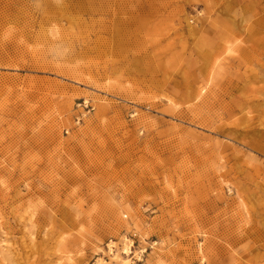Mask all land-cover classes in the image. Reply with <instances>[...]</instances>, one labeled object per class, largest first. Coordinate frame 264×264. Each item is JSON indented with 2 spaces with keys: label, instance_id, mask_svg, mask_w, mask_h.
<instances>
[{
  "label": "rangeland",
  "instance_id": "rangeland-1",
  "mask_svg": "<svg viewBox=\"0 0 264 264\" xmlns=\"http://www.w3.org/2000/svg\"><path fill=\"white\" fill-rule=\"evenodd\" d=\"M0 244L264 264V0H0Z\"/></svg>",
  "mask_w": 264,
  "mask_h": 264
},
{
  "label": "bare ground",
  "instance_id": "bare-ground-1",
  "mask_svg": "<svg viewBox=\"0 0 264 264\" xmlns=\"http://www.w3.org/2000/svg\"><path fill=\"white\" fill-rule=\"evenodd\" d=\"M0 253H7L8 256H10L12 254V249L8 247V245H1L0 244ZM123 253L124 254H132V249H131V245H125V247L123 248Z\"/></svg>",
  "mask_w": 264,
  "mask_h": 264
}]
</instances>
